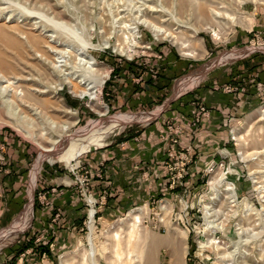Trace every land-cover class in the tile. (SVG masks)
Wrapping results in <instances>:
<instances>
[{
  "label": "rangeland",
  "instance_id": "obj_1",
  "mask_svg": "<svg viewBox=\"0 0 264 264\" xmlns=\"http://www.w3.org/2000/svg\"><path fill=\"white\" fill-rule=\"evenodd\" d=\"M0 264H264V0H0Z\"/></svg>",
  "mask_w": 264,
  "mask_h": 264
},
{
  "label": "crops",
  "instance_id": "obj_2",
  "mask_svg": "<svg viewBox=\"0 0 264 264\" xmlns=\"http://www.w3.org/2000/svg\"><path fill=\"white\" fill-rule=\"evenodd\" d=\"M137 94V92H133L132 97L134 96L135 98ZM124 96L125 95H123V100L125 101L127 98L131 97L128 93L126 94L127 97ZM132 99L133 98L128 100L127 106H131ZM214 120L213 117V122ZM147 138L148 137H129L127 139H121L116 145L125 146L128 148V152L119 154V158L117 157L116 160L113 159V162L111 161L105 166L106 178L111 180L110 185L112 187L118 186L116 188V194L119 196L126 194L125 196L127 200L139 199V193L144 191L142 182L144 175H148V172L154 170L155 161H159L158 155L154 152L151 153L148 151L144 153L141 150V145L144 140V142H146ZM155 155L156 157H154ZM108 166H111L110 169H108ZM145 169H148L149 171L144 173ZM117 170L119 173L115 174Z\"/></svg>",
  "mask_w": 264,
  "mask_h": 264
},
{
  "label": "bare ground",
  "instance_id": "obj_3",
  "mask_svg": "<svg viewBox=\"0 0 264 264\" xmlns=\"http://www.w3.org/2000/svg\"><path fill=\"white\" fill-rule=\"evenodd\" d=\"M160 12V11H159ZM163 12H164V10H163ZM173 14V13H172ZM169 15V14H168ZM218 15V14H217ZM220 15V14H219ZM174 15H172V17H173ZM171 17V18H172ZM178 24V23H177ZM158 31H161V32H163L162 31V29L160 30V29H158ZM66 75H71V74H66ZM69 82H71V81H69ZM79 83H81V84H83L84 86H85V88H86V90L87 91H90V90H92L93 88H94V86L93 85H91V84H87V82L85 83L83 80H80L79 81ZM88 95V94H87ZM92 95V94H91ZM133 120V119H132ZM123 120H121V122H122ZM116 122V121H115ZM120 122V123H121ZM126 121H123V125H125L126 123H125ZM129 122V121H128ZM131 122V121H130ZM65 129L64 130H68L69 129V127H64ZM103 128V127H102ZM110 128V127H109ZM119 128V127H118ZM63 129V128H62ZM108 130V129H107ZM104 132V131H103ZM110 132V131H109ZM108 135H109V133H107L106 131L104 132V135L103 136H101L102 138H101V141L102 142H105V140L107 139V137H108ZM91 136V135H90ZM100 136V135H99ZM69 138V137H68ZM71 140V139H70ZM94 140V139H93ZM87 141V140H86ZM90 141V140H89ZM62 142V141H61ZM81 142V141H80ZM91 142V141H90ZM99 143H100V141H98ZM58 143V141H54L53 142V144H57ZM79 143V142H78ZM87 143V142H86ZM86 143H85V145H86ZM97 143V142H96ZM61 144V143H60ZM59 145V144H58ZM83 145V144H82ZM89 145V144H88ZM90 146V145H89ZM92 146V145H91ZM90 146V147H91ZM74 147V146H73ZM89 147V148H90ZM72 149V148H71ZM42 151H43V155L44 156H48V157H50V159H57L58 158V154L60 153L59 151H57L56 150V148L55 147H50V148H44V149H41ZM74 150V149H73ZM66 151V150H65ZM61 152H63V151H61ZM71 152V151H70ZM63 154V153H62ZM62 156V155H61ZM38 165H40V164H38ZM41 168V167H40ZM39 169V168H38ZM35 176H37V175H35ZM30 211V210H29ZM28 213V212H27ZM26 213V214H27ZM26 216V215H25ZM27 218V217H26ZM21 223V222H20ZM16 227H17V225H16ZM18 227H19V225H18ZM11 232V231H10ZM6 238V237H5ZM4 238V239H5ZM2 240V239H1Z\"/></svg>",
  "mask_w": 264,
  "mask_h": 264
},
{
  "label": "trees",
  "instance_id": "obj_4",
  "mask_svg": "<svg viewBox=\"0 0 264 264\" xmlns=\"http://www.w3.org/2000/svg\"><path fill=\"white\" fill-rule=\"evenodd\" d=\"M21 251H25V250L22 249ZM21 251H20V252H21Z\"/></svg>",
  "mask_w": 264,
  "mask_h": 264
}]
</instances>
